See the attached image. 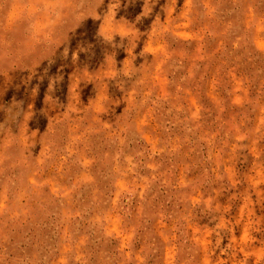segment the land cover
<instances>
[{"label": "rangeland", "instance_id": "1", "mask_svg": "<svg viewBox=\"0 0 264 264\" xmlns=\"http://www.w3.org/2000/svg\"><path fill=\"white\" fill-rule=\"evenodd\" d=\"M0 264H264V0H0Z\"/></svg>", "mask_w": 264, "mask_h": 264}]
</instances>
